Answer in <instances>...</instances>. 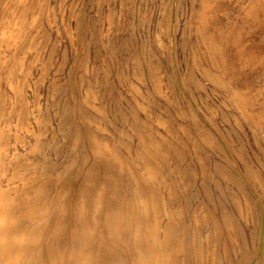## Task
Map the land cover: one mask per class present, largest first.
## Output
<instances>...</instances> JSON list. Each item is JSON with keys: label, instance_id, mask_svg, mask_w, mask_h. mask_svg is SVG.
Wrapping results in <instances>:
<instances>
[{"label": "rangeland", "instance_id": "1", "mask_svg": "<svg viewBox=\"0 0 264 264\" xmlns=\"http://www.w3.org/2000/svg\"><path fill=\"white\" fill-rule=\"evenodd\" d=\"M3 1L0 16L16 12ZM36 3L31 36L0 66V128L10 134L0 149L13 154L10 165L0 150L12 166L0 180L37 227L33 249L62 246L72 258L80 212L91 264L116 254L126 264L147 216L173 228V264H264V124L238 106L239 95L264 94V65L236 74L223 65L231 34L264 57V0Z\"/></svg>", "mask_w": 264, "mask_h": 264}, {"label": "bare ground", "instance_id": "2", "mask_svg": "<svg viewBox=\"0 0 264 264\" xmlns=\"http://www.w3.org/2000/svg\"><path fill=\"white\" fill-rule=\"evenodd\" d=\"M37 3H38V1H37ZM37 3H36V0L35 1L34 0H5V1H3L2 5L4 6L5 13L12 11L14 7H16V9H14V10H16V12L13 13L14 12L13 11L12 13H10L11 14L10 16H7V14H6V16H5V14L0 16V66H4L6 63V60L9 57H12V56L15 57L14 49H16L18 44H20L19 42L22 40L24 35L28 34L29 36H31L30 34H31V32L35 26L34 25L35 17H37V15L35 14V9L37 7ZM254 4H252V6L250 8H254V6H255ZM206 10H208V9H206ZM212 34H209V36ZM231 35L232 36L230 38H227L225 36L224 39L221 36V38L224 41H226L227 43L232 42L233 45H235V46H233V53H232L231 58L226 62L224 61L225 64L222 62L223 65L226 66L225 71H227V72L229 71L232 74H236V66H238L239 68H245V67L257 68L259 66L264 65V57H262V55L257 53L253 48L251 49V48L247 47L246 45H243L242 43H240V40L237 39V35L236 36H233L234 34H231ZM213 37L215 38L216 36H212V38ZM219 37L220 36L218 35L217 36L218 41H220ZM220 43L219 44L216 43V45H220ZM212 45H213V43H212ZM212 45H211V47H213ZM224 46H225V44H224ZM216 48L217 47L215 46V49ZM219 48H221V47H218V49ZM215 49H213V50L215 51ZM220 50H219V52H222ZM225 50H227V49L225 48ZM223 53L224 52H222V54ZM222 57H223V55H222ZM222 57H221V59H222ZM227 58L228 57H226V59ZM21 68H23V67H21ZM221 71H222V73H224V69H221ZM8 73L13 74V70L9 69ZM22 73H23L22 81H27L28 72L26 71L25 68L22 69ZM207 73H209V72H207ZM229 79H230V77H229ZM3 80H5V83H7L9 85V87L13 88L14 91L16 90L17 94L22 95L23 87L22 86L20 87L18 85V83H20L22 81H19V82H18V80L15 81L11 76L4 77ZM16 82H18V83H16ZM234 86H236V85H234ZM255 89H258V88H255ZM233 90L234 89H231V91H233ZM1 91H0V97H1L0 98V106L2 104L6 105V102H7L6 101V94L3 91L1 93ZM236 92H234V93H236ZM233 95H236V94H233ZM240 96H242L241 99H240ZM235 97L238 100V97L237 96H235ZM239 100L240 101L238 102V106H240L242 108H239V107L238 108H239V110L241 109V114L244 117V119L252 120L255 124H260V125L264 124V94L256 93V94H252V95H247V94L246 95H239ZM233 104H236V106H237V103H233ZM19 119L21 122H22V119L26 121L27 116L23 115V117L21 116V118H19ZM2 129L4 130L3 132H1L2 130L0 128V147H1L2 141H3L2 143H5L6 141L8 142V137L10 135V134H8L9 131H8L7 127L2 128ZM2 133H4L3 138L1 135ZM9 143H10V141H9ZM5 144H8V143H5ZM3 147H7V146H3ZM262 148H264V147H262ZM0 150H1V154H2L3 158L7 161L9 160L10 165H11L13 154L11 152H6L4 150L2 151V148ZM106 152L109 153L108 150ZM1 160L2 161H0L1 162L0 163V173L3 174L4 169L5 170L6 169L11 170L12 166H9L10 168L7 167L5 162H3L4 160L3 159H1ZM106 166H107V164H106ZM15 174H16V171H15ZM2 176H4V175H1V177ZM4 184L5 183L3 182V180H0V264H91L90 258L93 256L90 254V251L87 250L88 248H86L88 241H89V236H90L89 230L87 231V229H85L84 226H82V224L79 223V219H78L79 217L84 218V215H86V214H82L80 212L76 213L77 215L74 214V215H76V219H75V222H73V223L76 226H73L74 227L73 232H72V234H70L71 232L69 233V238L67 240V243L70 242V248L72 250V258L68 257V258L63 259L61 257L60 248H62V246L60 248H56L55 246L51 247V245L50 246L45 245L44 247L42 246V249H36V248L33 249L34 247L32 246V243H31L32 237L30 234L33 230H36L37 227L33 226L32 220L30 219V215L26 212L27 210L17 209V207L19 205L18 204V201H19L18 197H16L15 195H12L10 193L11 189H9L8 185L6 187H3ZM18 190H21V189L19 188ZM29 190H31V189H29ZM21 193H23V192H21ZM32 199H33V197H32ZM55 201H56V199H55ZM54 207H55V205H54ZM74 209L78 211L77 208H74ZM115 215L116 214H112L111 217L114 218ZM139 215H140V212H139ZM140 217H141V215H140ZM74 218H73V220H74ZM104 219L107 220L106 215H104ZM142 219L144 220V223H142L139 226V229H137L136 233L134 234V241L131 242V244H132L131 250L127 251L128 257L130 258L128 260H130V261H129V263L127 262L126 264H173V262L170 260L172 255L169 256L170 251H175L173 246H171L172 245L171 243H172V234H173L172 230H173V228L171 227L172 228L171 229L170 226H166V227L164 226L163 227L155 219H152L151 222L145 221L147 219V216H145ZM148 219H150V218H148ZM120 223L121 222L119 221L118 225L109 224V228L113 229L115 227L114 229L119 231ZM121 230H123V233L121 234L119 232L117 235V237L119 239L116 238L115 241H117V239H118L119 242L125 241V243H126V241L129 240L130 234H127L128 228L126 227V225H123V222L121 224ZM53 233H55V232H53ZM65 237H66V235H65ZM115 237H116V235H115ZM108 241H109V239H108ZM47 243H49V242H47ZM54 245H55V243H54ZM67 246H68L67 247V249H68L69 245H67ZM30 247L32 248L31 251L33 250L31 254L29 251ZM106 247H108V246H106ZM137 247H138V254H135L133 252V250ZM167 252H168L169 257L164 255V253L166 254ZM171 254H173V253H171ZM103 255H101V256H103ZM117 255L118 254H116L115 256H112L113 260H114V261H112V263L111 262L109 263L106 260V261L101 262L100 264H125V263H123V261H120V258L119 259L117 258ZM89 256H91V257H89ZM88 257H89V259H88ZM135 259H136V262H135Z\"/></svg>", "mask_w": 264, "mask_h": 264}]
</instances>
